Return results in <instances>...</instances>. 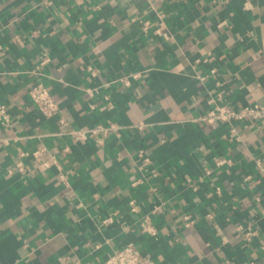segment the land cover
I'll list each match as a JSON object with an SVG mask.
<instances>
[{
	"label": "crops",
	"instance_id": "0c3cea01",
	"mask_svg": "<svg viewBox=\"0 0 264 264\" xmlns=\"http://www.w3.org/2000/svg\"><path fill=\"white\" fill-rule=\"evenodd\" d=\"M210 99L264 104V0H0V264H102L129 242L155 264H262L264 125L224 140Z\"/></svg>",
	"mask_w": 264,
	"mask_h": 264
},
{
	"label": "built area",
	"instance_id": "2783aa9c",
	"mask_svg": "<svg viewBox=\"0 0 264 264\" xmlns=\"http://www.w3.org/2000/svg\"><path fill=\"white\" fill-rule=\"evenodd\" d=\"M82 1H89V0H82ZM147 23H144V26H147ZM200 61L197 60L195 63H199ZM88 70H91L90 68ZM216 75V70L211 69L208 74L206 75H197V78L200 82L205 81L207 78H214ZM138 74H132L129 77L136 79L138 78ZM129 77H125L121 80V82L127 86L129 84ZM28 97L31 101L32 105L38 110L41 116L44 118H51L56 116L58 113V108L53 100L52 96L50 95L48 89L42 83H35L33 84L30 89L28 90ZM210 103L213 104V108L209 110L204 116L200 119L206 121L208 123H212L214 121H223L227 122L231 125L229 134L227 136H223L224 140L231 141L232 139L238 140V132L236 129L235 124L245 122V121H253L257 122L260 125H264V104L263 105H248L244 107H240L239 109H234L228 105H224L220 103V101L210 99ZM63 123L60 120V124ZM11 124V117L7 112L6 106L0 104V125L3 127H7ZM100 131H105L101 127H96L93 129L91 134L95 135ZM70 135L73 140H79L84 138L85 135L82 132H70ZM235 136V137H234ZM233 137V138H232ZM5 142V141H4ZM2 141H0V145ZM33 156L38 159L39 153L34 152ZM53 162V160H51ZM49 161V162H51ZM146 161V160H144ZM259 163V161H257ZM230 165L231 161L229 159H216L215 165L222 166V165ZM44 166H48V161L43 163ZM261 171L264 172V168L260 167ZM129 209L131 212L138 211V203L136 199H131L128 202ZM210 219V216H208ZM183 226L190 227L194 220L191 218L190 215H184L182 217ZM108 222V221H105ZM137 230L140 234L148 235L153 240L157 239V230L156 228L149 222L148 219L141 220L137 225ZM253 232L246 231L244 233V242H250L254 237ZM263 257L261 258V263L264 264V248L262 247ZM102 264H155L152 257L148 254H143L137 246L129 242L125 244L120 250L115 251L109 254L106 259L103 261ZM221 264H232L230 261L226 260ZM248 264H255L253 261H250Z\"/></svg>",
	"mask_w": 264,
	"mask_h": 264
}]
</instances>
